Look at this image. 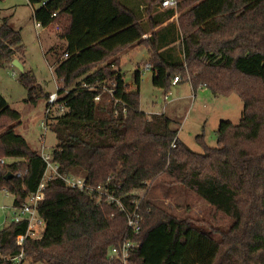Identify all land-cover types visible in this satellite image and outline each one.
Listing matches in <instances>:
<instances>
[{
  "label": "trees",
  "instance_id": "1",
  "mask_svg": "<svg viewBox=\"0 0 264 264\" xmlns=\"http://www.w3.org/2000/svg\"><path fill=\"white\" fill-rule=\"evenodd\" d=\"M27 1L34 20L59 25L66 42L55 67L58 103L65 111L50 120L57 137L52 160L92 187L108 185L127 210L139 201L141 246L129 264H264V0H183L177 9L163 10H158L163 0ZM134 44L148 49L145 66L156 87L168 91L178 76V83L190 82L194 90L205 87L243 100L238 124L220 122L216 147L199 135L204 152H195L169 117L141 109V70L133 89L117 66ZM25 51L20 30L4 18L0 67L15 58L24 64ZM20 80L28 100L48 99L33 70ZM20 124L21 114L0 92V190L14 196V206L38 189L47 166L41 152L16 132ZM10 172L13 177L6 178ZM155 182L165 195L176 188L196 193L233 225L206 230L178 217L148 197ZM40 216L42 237L29 236L24 245L36 263L118 264L110 247L134 238L116 202L61 178L48 182ZM28 225L12 221L0 231V255L21 252L17 239ZM0 264L13 263L0 259Z\"/></svg>",
  "mask_w": 264,
  "mask_h": 264
},
{
  "label": "rangeland",
  "instance_id": "2",
  "mask_svg": "<svg viewBox=\"0 0 264 264\" xmlns=\"http://www.w3.org/2000/svg\"><path fill=\"white\" fill-rule=\"evenodd\" d=\"M4 18H9L21 32L26 48L25 70H33L37 83L46 93L56 92L61 83L55 74V67L63 56L62 49L66 47V42L59 36L60 32L52 27L46 31L37 28L33 8L27 0H0V25ZM146 19H149L148 15ZM114 58L117 56L110 60H115ZM148 59V49L143 45L134 44L121 53L117 66L122 69L126 82L133 89L137 88L134 74L137 69L141 70V109L148 114H165L169 117L172 127L178 130L180 139L192 150L204 152V147L198 140L199 135H204L208 146L216 147L221 121H232L234 124L240 122L244 102L238 95L216 96L205 87L194 90L190 82L173 85L168 91L158 88L153 83L152 69L145 66ZM21 74L12 63L0 67V92L6 97L9 105L21 114V124L16 128V132L23 135L33 149L41 152L44 146L47 153H52L57 144V137L50 127L47 131L42 127V121L46 118L47 99L41 97L36 103L28 100V90L20 80ZM57 113L54 110L53 116ZM5 160L14 161L9 158ZM164 192L162 186L155 182L148 192V197L170 207L178 217L194 220L206 230H211V226L228 230L233 225L234 221L230 217L194 192L182 188H176L168 195ZM140 194L145 195V191H140ZM13 207L14 196L6 190H0V231L13 221ZM44 229L45 225H42V232Z\"/></svg>",
  "mask_w": 264,
  "mask_h": 264
},
{
  "label": "built area",
  "instance_id": "3",
  "mask_svg": "<svg viewBox=\"0 0 264 264\" xmlns=\"http://www.w3.org/2000/svg\"><path fill=\"white\" fill-rule=\"evenodd\" d=\"M183 0H163L161 4L162 9H169L174 8L177 9L179 4ZM57 14H53L56 16ZM37 28L48 29L50 26L45 27L41 23L36 24ZM56 30H60V26H55ZM68 54H65L67 57ZM150 68V67H147ZM179 77H175L173 84H178ZM59 89V87H58ZM113 91V90H112ZM61 95L59 91L50 93L47 99V108H46V118L42 121V127L47 131L49 129L50 120L53 116V111L64 112L65 107L58 103ZM167 98V96H166ZM100 96L96 97V100H99ZM126 108L124 109V111ZM118 113V112H117ZM41 155L46 162V170L43 174V178L38 186V189L30 194L28 198L21 203L20 206L13 207V221L20 222V221H28V229L25 234H21L18 236L17 244L21 247V252L16 255H0V259L5 261H11L13 264H44V263H36L30 258H28L24 251L25 241L29 236L33 238L40 239L42 237V230L41 226L45 225L44 220L40 216L41 204L45 199V189L48 185V182L55 178L63 179L69 186L73 188H78L81 191L86 193L96 192L99 195V199L106 197L108 202H116L117 205L121 207L123 211L127 213V225L129 230L134 235V238H127L123 242L119 243L118 245H113L110 247L109 256L117 261L118 264H129L131 254L137 250L141 246V242L138 240V236L142 231L143 226V217L140 212L139 201H134V208L133 210H127L126 205L118 199L115 195L109 192L108 185L107 186H99L98 188L92 187L87 183V180L82 175L77 174H68L63 173L60 170V166L58 163L52 160V153H47L43 146L41 150ZM20 175V174H19ZM142 197L144 195H141Z\"/></svg>",
  "mask_w": 264,
  "mask_h": 264
},
{
  "label": "water",
  "instance_id": "4",
  "mask_svg": "<svg viewBox=\"0 0 264 264\" xmlns=\"http://www.w3.org/2000/svg\"><path fill=\"white\" fill-rule=\"evenodd\" d=\"M14 66H16L20 71L21 73H23L25 71V66L24 64L18 59V58H15L13 63H12ZM13 177V174L10 172L6 178H11Z\"/></svg>",
  "mask_w": 264,
  "mask_h": 264
},
{
  "label": "crops",
  "instance_id": "5",
  "mask_svg": "<svg viewBox=\"0 0 264 264\" xmlns=\"http://www.w3.org/2000/svg\"><path fill=\"white\" fill-rule=\"evenodd\" d=\"M42 30H43V31H46V30H48V29H42ZM41 32H42V31H41ZM41 32H40V33H41ZM24 61H25V60H24ZM24 66H25V63H24ZM166 96L168 97V95H166ZM166 96H165V97H166Z\"/></svg>",
  "mask_w": 264,
  "mask_h": 264
}]
</instances>
